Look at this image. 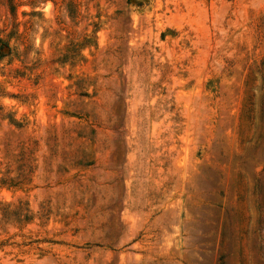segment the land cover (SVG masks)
<instances>
[{"label":"rangeland","instance_id":"1","mask_svg":"<svg viewBox=\"0 0 264 264\" xmlns=\"http://www.w3.org/2000/svg\"><path fill=\"white\" fill-rule=\"evenodd\" d=\"M0 264H264V0H0Z\"/></svg>","mask_w":264,"mask_h":264},{"label":"trees","instance_id":"2","mask_svg":"<svg viewBox=\"0 0 264 264\" xmlns=\"http://www.w3.org/2000/svg\"><path fill=\"white\" fill-rule=\"evenodd\" d=\"M9 45L8 43L4 42L1 38H0V57H4L6 55V51H9Z\"/></svg>","mask_w":264,"mask_h":264}]
</instances>
